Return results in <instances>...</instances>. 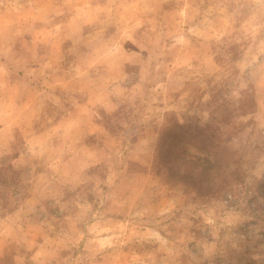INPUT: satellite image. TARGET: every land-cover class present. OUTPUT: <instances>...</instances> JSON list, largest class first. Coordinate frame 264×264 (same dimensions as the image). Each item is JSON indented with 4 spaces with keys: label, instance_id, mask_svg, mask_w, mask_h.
<instances>
[{
    "label": "rangeland",
    "instance_id": "obj_1",
    "mask_svg": "<svg viewBox=\"0 0 264 264\" xmlns=\"http://www.w3.org/2000/svg\"><path fill=\"white\" fill-rule=\"evenodd\" d=\"M0 264H264V0H0Z\"/></svg>",
    "mask_w": 264,
    "mask_h": 264
}]
</instances>
